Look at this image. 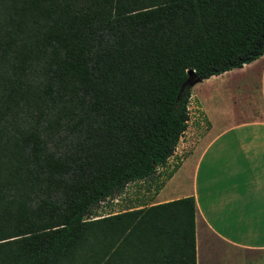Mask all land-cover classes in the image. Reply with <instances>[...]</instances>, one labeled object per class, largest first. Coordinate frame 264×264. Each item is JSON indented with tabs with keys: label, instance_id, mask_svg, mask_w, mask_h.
I'll return each mask as SVG.
<instances>
[{
	"label": "trees",
	"instance_id": "trees-1",
	"mask_svg": "<svg viewBox=\"0 0 264 264\" xmlns=\"http://www.w3.org/2000/svg\"><path fill=\"white\" fill-rule=\"evenodd\" d=\"M262 55L264 0H0V264H195L192 197L95 211Z\"/></svg>",
	"mask_w": 264,
	"mask_h": 264
},
{
	"label": "crops",
	"instance_id": "crops-1",
	"mask_svg": "<svg viewBox=\"0 0 264 264\" xmlns=\"http://www.w3.org/2000/svg\"><path fill=\"white\" fill-rule=\"evenodd\" d=\"M201 82L205 131L145 206L193 198L195 264H264V55Z\"/></svg>",
	"mask_w": 264,
	"mask_h": 264
},
{
	"label": "rangeland",
	"instance_id": "rangeland-1",
	"mask_svg": "<svg viewBox=\"0 0 264 264\" xmlns=\"http://www.w3.org/2000/svg\"><path fill=\"white\" fill-rule=\"evenodd\" d=\"M233 78L234 82L237 80V76H229L226 80H231ZM229 84L231 85L230 81ZM236 84V83H235ZM208 85L203 82L197 83H188L187 87L190 91V94H199L202 99L205 100V88ZM192 89V92H191ZM237 89H235V97H236ZM190 101V99H189ZM197 105L194 101L188 103V122L187 127L178 141L176 146V158H173L168 166H164L163 168H158L154 174V176L149 181L137 182L133 184H128L123 191L114 198L105 200L101 202L95 211V215L98 217H104L107 215H112L116 213L123 212L130 208H136L138 206H145L150 201L149 197L153 195L155 187L160 184L161 181L167 176L169 172H171L179 163L180 157L188 154L189 152V143L192 139H197L200 137V134L205 131L204 123H202V117L198 114L196 116V108ZM192 112V114H190ZM222 128L215 127L212 130V133L221 130ZM237 135V133H236ZM208 139V138H207ZM221 139H229V136H225ZM204 256V254H201Z\"/></svg>",
	"mask_w": 264,
	"mask_h": 264
}]
</instances>
